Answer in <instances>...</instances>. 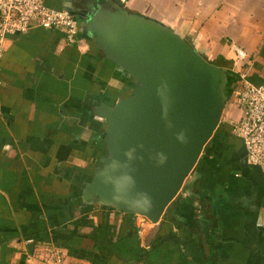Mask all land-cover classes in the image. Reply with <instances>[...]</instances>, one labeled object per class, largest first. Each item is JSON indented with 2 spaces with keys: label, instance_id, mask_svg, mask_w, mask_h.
Instances as JSON below:
<instances>
[{
  "label": "crops",
  "instance_id": "obj_1",
  "mask_svg": "<svg viewBox=\"0 0 264 264\" xmlns=\"http://www.w3.org/2000/svg\"><path fill=\"white\" fill-rule=\"evenodd\" d=\"M94 0H46L77 14ZM160 22L216 65L264 85V0H120ZM57 30L9 36L0 59V264H264V172L234 125L239 83L220 125L158 224L81 202L102 157L100 104L131 79L92 46ZM233 46L248 54L237 62Z\"/></svg>",
  "mask_w": 264,
  "mask_h": 264
},
{
  "label": "water",
  "instance_id": "obj_2",
  "mask_svg": "<svg viewBox=\"0 0 264 264\" xmlns=\"http://www.w3.org/2000/svg\"><path fill=\"white\" fill-rule=\"evenodd\" d=\"M83 14L86 37L135 87L93 111L106 121V156L81 202L158 224L220 125L229 71L120 0H95Z\"/></svg>",
  "mask_w": 264,
  "mask_h": 264
},
{
  "label": "built area",
  "instance_id": "obj_3",
  "mask_svg": "<svg viewBox=\"0 0 264 264\" xmlns=\"http://www.w3.org/2000/svg\"><path fill=\"white\" fill-rule=\"evenodd\" d=\"M35 28L63 33L68 45L81 42V25L71 12L51 9L46 0H0V59L9 36L24 35ZM233 50L237 62L248 58L243 49L234 46ZM240 79L236 103L243 116L234 125V133L243 141L248 163L264 172V85L248 82L245 75ZM64 260L59 249H51L46 255V264H65Z\"/></svg>",
  "mask_w": 264,
  "mask_h": 264
},
{
  "label": "trees",
  "instance_id": "obj_4",
  "mask_svg": "<svg viewBox=\"0 0 264 264\" xmlns=\"http://www.w3.org/2000/svg\"><path fill=\"white\" fill-rule=\"evenodd\" d=\"M74 15H75V14H74ZM84 33H85V32H84ZM90 42L92 43V46L95 47V46H94V43L92 42L91 39H90ZM240 80H241V79H240V76L235 75V74L229 72V83H228V86H227V88H226V93H227V96H228V97L230 96L231 91L234 90V87L237 85V83H239ZM131 83H132V80H131ZM132 87L134 88L135 85L132 84ZM132 90H133V89H132ZM131 93H132V91L129 92L128 94L124 95L123 98H128V97L131 95ZM88 207H89V208H93V207H95V206H88ZM104 209H107V210H113V209L105 208V207H104Z\"/></svg>",
  "mask_w": 264,
  "mask_h": 264
},
{
  "label": "flooded vegetation",
  "instance_id": "obj_5",
  "mask_svg": "<svg viewBox=\"0 0 264 264\" xmlns=\"http://www.w3.org/2000/svg\"><path fill=\"white\" fill-rule=\"evenodd\" d=\"M95 1V0H94ZM93 1V2H94ZM87 7H88V4H84L81 8H79L78 10H77V19L79 20V22H80V24L82 23L81 21H80V18H83V16H86V15H84L83 14V12H85L86 10H87Z\"/></svg>",
  "mask_w": 264,
  "mask_h": 264
},
{
  "label": "rangeland",
  "instance_id": "obj_6",
  "mask_svg": "<svg viewBox=\"0 0 264 264\" xmlns=\"http://www.w3.org/2000/svg\"><path fill=\"white\" fill-rule=\"evenodd\" d=\"M120 3H122L121 1H120ZM123 4V3H122ZM124 5V4H123ZM127 9V8H126ZM133 12V11H132ZM149 18V17H148ZM92 42L94 43V40H92ZM94 46L96 47V45H95V43H94ZM234 47V46H233ZM97 48V47H96ZM206 58V57H205ZM215 64V63H214ZM236 88H237V86H236ZM113 104H115V103H113ZM112 104V105H113ZM104 156H106V147H102V157H104ZM101 157V158H102ZM98 165H99V163H98ZM97 165V166H98ZM97 168V167H96ZM143 219H145V218H143ZM146 221H148L147 219H145ZM149 222V221H148ZM149 223H151V222H149Z\"/></svg>",
  "mask_w": 264,
  "mask_h": 264
}]
</instances>
